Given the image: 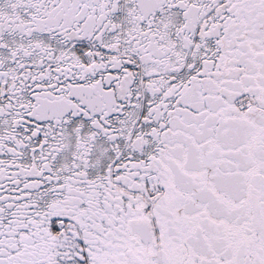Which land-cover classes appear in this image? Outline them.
<instances>
[{"label": "snow or ice", "instance_id": "1", "mask_svg": "<svg viewBox=\"0 0 264 264\" xmlns=\"http://www.w3.org/2000/svg\"><path fill=\"white\" fill-rule=\"evenodd\" d=\"M0 264H264V0H0Z\"/></svg>", "mask_w": 264, "mask_h": 264}]
</instances>
